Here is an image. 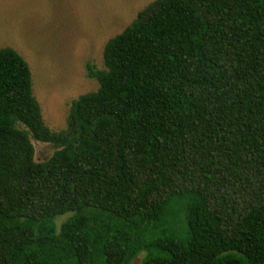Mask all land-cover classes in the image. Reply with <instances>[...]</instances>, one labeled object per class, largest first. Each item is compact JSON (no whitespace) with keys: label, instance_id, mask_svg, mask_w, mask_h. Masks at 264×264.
<instances>
[{"label":"trees","instance_id":"16d2710c","mask_svg":"<svg viewBox=\"0 0 264 264\" xmlns=\"http://www.w3.org/2000/svg\"><path fill=\"white\" fill-rule=\"evenodd\" d=\"M103 61L53 130L0 47V264H264V0H153Z\"/></svg>","mask_w":264,"mask_h":264},{"label":"rangeland","instance_id":"374dc122","mask_svg":"<svg viewBox=\"0 0 264 264\" xmlns=\"http://www.w3.org/2000/svg\"><path fill=\"white\" fill-rule=\"evenodd\" d=\"M151 1L0 0V47H13L29 63L34 95L51 129H64L72 101L98 87L88 75L89 65L104 67L107 40ZM33 144L37 162L58 148L37 140ZM68 216L58 217V225Z\"/></svg>","mask_w":264,"mask_h":264},{"label":"water","instance_id":"95a60500","mask_svg":"<svg viewBox=\"0 0 264 264\" xmlns=\"http://www.w3.org/2000/svg\"><path fill=\"white\" fill-rule=\"evenodd\" d=\"M139 257H137L134 261H133V263L132 264H138L139 263Z\"/></svg>","mask_w":264,"mask_h":264}]
</instances>
